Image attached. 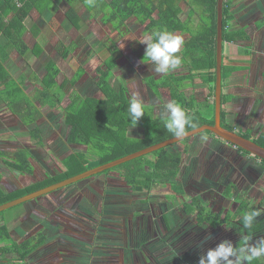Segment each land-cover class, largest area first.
<instances>
[{
	"label": "rangeland",
	"instance_id": "374dc122",
	"mask_svg": "<svg viewBox=\"0 0 264 264\" xmlns=\"http://www.w3.org/2000/svg\"><path fill=\"white\" fill-rule=\"evenodd\" d=\"M189 4L190 0L180 2L179 16L182 20L187 16ZM55 5L57 7L54 6L52 13H46L43 19L38 20L39 15L35 12L31 18L32 22L26 21L29 28L37 20L36 25L41 29L40 34L43 32L42 39L46 44L39 43L43 46L40 57L38 51L34 49L22 60L18 56L11 59V66L16 68L14 74L37 73L40 76L46 71L47 63L52 60L61 69L58 83L62 89L58 90V94L61 93L63 105L68 102L73 83L80 94L100 97L102 93L95 85L96 67L103 65L102 62L108 56V52L95 49L94 44L100 40L110 45L113 40L119 47L121 55L118 56V66L114 69L112 83H125L130 96L138 93L144 103L155 105V113L161 115L164 106L170 102V96L164 89L160 91L159 97L155 96L143 81V77L149 74L157 78L164 75L154 73L152 65L141 62V56L145 52V44L140 43L146 35L142 33L144 25L130 18L120 35L101 20V14L95 16L98 13L94 11L89 13L79 0H74L71 4L62 0ZM69 6L77 13L76 25L64 15ZM232 11L236 16L231 19L229 29L245 26L252 36L249 41L224 42L223 62L227 65L244 62L249 72L246 76L249 79L244 78V81L247 80L250 89L261 96L264 86L262 87L263 79L259 74L264 58V23L259 22L257 18L261 20L264 18V14L261 15L264 13V0H235ZM32 28L34 29L33 26ZM175 34L182 35L184 40L188 37L186 33ZM26 39L32 47L34 38L30 32L27 33ZM71 41L73 45L70 46V52L63 57V47L70 45ZM241 46L249 47L250 53L242 52ZM23 61H27L29 65L25 67ZM78 67L82 68V73L74 79L73 73ZM228 78L222 79L223 93L233 90L230 88L232 81L229 82ZM240 80L241 78H238L237 81ZM209 87V83L197 79L192 87L187 89L196 96L194 110L203 119L210 117L208 120L212 119L214 106V95L210 96V99L206 98V94L210 93ZM27 91L31 92L32 87ZM0 101L4 100L0 98ZM7 106L11 111V102ZM13 114L18 117L16 113ZM40 124L45 138L43 148L34 147L29 131L24 127L17 128L15 132L17 138L11 137V149L24 144L32 147L33 174H15L8 166L0 164V174H3L4 178L11 177V186L5 190L8 188L7 192L14 190L19 194L18 197L27 194H22L24 191L22 188L46 177L54 176L61 181L68 178L62 179L64 172L73 173L80 167L87 171L97 166L94 157L90 155L83 158L85 163L82 166L68 164L67 167L62 161L64 155L85 148L66 141L69 127L64 123L63 112L60 109H49ZM27 125L39 126L35 123ZM233 126L238 132H248L245 124L236 123ZM254 130L256 129L249 130L253 138L258 136ZM128 134L142 136L143 131L140 127H129ZM3 137L7 138L6 135ZM215 142L220 145L226 143L220 136L206 129L166 146L168 150H183L184 147H188L187 153L182 157V170L176 182L180 178L179 182L189 195L198 192L204 206L213 212L234 209L237 202L232 197L223 196L222 190L231 177L228 173L235 171L234 167L241 168L244 177H237L233 182H236L239 190L244 189L243 192H247L246 199L253 201L251 209L262 210V214L256 219L258 220L264 215L262 189L264 177L256 176L260 178L255 179L256 185L252 186L251 182L254 179L244 174V167L238 164L240 162L238 155L253 160L244 164L246 167L262 168L263 164L258 163L252 153L251 155L237 153L233 149L236 146L233 147L231 143H227L228 146L224 145L223 148L213 144ZM6 143H2L0 139V149H5ZM210 150L211 152H208ZM160 152L158 150L145 155L154 159ZM81 159L82 157L79 161ZM119 167L111 169L109 173L100 172L77 180L0 211V219L2 216L5 218L13 238L20 240L25 234L30 235L39 228L46 234L45 242L29 256L27 264H199L200 256L222 241L229 240L234 246L240 243L243 232L232 230L224 224L214 229L198 225L194 220L195 216L184 207V201L191 196L183 198L180 195H173L171 198L169 183L161 181L154 182L150 189L139 192L131 190L116 173L120 171ZM236 191L237 189L233 190V194ZM209 236L210 239H205ZM258 236L264 237V232ZM249 237L251 243L260 239L253 235Z\"/></svg>",
	"mask_w": 264,
	"mask_h": 264
},
{
	"label": "trees",
	"instance_id": "16d2710c",
	"mask_svg": "<svg viewBox=\"0 0 264 264\" xmlns=\"http://www.w3.org/2000/svg\"><path fill=\"white\" fill-rule=\"evenodd\" d=\"M62 0H0V32H2L3 43L0 44V56L4 52L10 53V50L16 49L19 55H25L29 52V46L23 39V33L26 30L24 20L32 12L43 13L45 10L53 11L56 2ZM71 4L74 0H63ZM89 13L94 11L101 14V20L110 25L111 29L122 35L126 21L134 18L139 24L144 25L142 33L149 34L153 31L167 30L179 34L186 33L187 38L181 47L179 56L181 65L167 75L159 78L152 74L143 77V81L155 94L160 96V91L164 89L170 96V102L175 101L182 106L186 113L191 117L195 127L214 121V107L212 119L200 116L195 108L196 96L191 91L194 82L199 79L210 84L209 96L214 95L216 78V33H217V0H190V8L185 19H181V0H79ZM235 0H224L223 3V21H222V39L224 42L248 41L250 35L245 26L229 29L231 21L235 18V12L232 11V5ZM19 3V4H18ZM264 13H261V15ZM65 17L74 25L77 24V13L72 6L64 12ZM235 15V16H234ZM195 16V17H194ZM8 17V18H7ZM232 19V20H231ZM264 23V18L257 19ZM70 45L63 47L62 56L66 57L71 49ZM95 49L104 50L108 56L102 64L96 67L95 85L102 93V96L82 95L75 88L70 90L69 101L66 106H61L62 89L58 83L60 68L56 62L50 60L47 63V69L44 75L38 79V87L31 96H27L21 83L16 82L10 77L2 63L3 57H0V98L8 105L11 102V112L16 113L20 121L25 125L34 123L42 117V108L60 109L63 111L64 123L69 127V133L66 141L69 144H78L85 149L76 150L68 153L62 159L64 164L83 165L84 157L90 155L94 157L97 165L112 161L126 154L147 147L166 138L174 136L167 130L164 123V117L155 113V105L144 103L145 115L141 117L136 127L142 128V136H132L128 134L130 121L128 117V103L130 95L125 83H112L114 78V69L118 66V56L121 55L119 47L115 41L108 45L103 41H96ZM146 49V45H145ZM245 53H250L247 49ZM97 53V52H96ZM145 52L142 54L143 59ZM185 70V71H181ZM247 70L243 64H224L222 58L221 74L222 79L232 76L234 73ZM82 73V68L78 67L73 74L77 79ZM23 80V78L21 79ZM213 93H212V92ZM16 96V98H15ZM232 96L228 93H221V124L227 129L234 130L225 121V111L223 105L230 100ZM24 114V115H23ZM166 117V114H165ZM194 127H186V131ZM42 130L38 126L29 129V135L33 144L37 147L43 146ZM237 133L250 138L260 145L264 146V131L253 138L251 132ZM234 147V146H233ZM187 148L183 150H168L166 147L159 149L160 154L154 159L148 155H141L117 166L120 171L116 172L123 182L134 191H143L150 189L156 181L168 182L173 195H180L187 198L185 187L176 179L181 173V162ZM237 153L251 155L250 152L240 148H234ZM158 151V150H156ZM155 152V151H154ZM32 153L27 147L11 150V159L7 162L9 167L20 174H33L34 166L30 161ZM82 157V161L80 159ZM254 157V156H253ZM260 164L264 166V159L255 156ZM102 172H111V169ZM80 167L73 173L64 172L63 178L69 177L75 173L84 171ZM60 179L54 176L46 177L43 180L32 183L22 188V194L37 190L46 185L52 184ZM200 190V189H199ZM236 185L231 181L223 190L226 197H233L237 202L234 209H220L213 212L204 206L199 199L198 192L189 195L190 199L184 201V207L187 212L195 216L194 220L198 225L209 228H216L224 224L243 232V236L253 235L264 232V215L256 220L249 229L242 226V216L251 209L253 201L247 200L241 192L233 194ZM14 191V190H11ZM5 192L0 187V204L19 196L17 192ZM189 200V201H188ZM46 234L42 228L34 233L21 237L17 240L10 235L8 226L0 224V264H27L29 256L34 253L45 242ZM241 239V238H240ZM240 241V240H239ZM252 264H264L261 260L253 261Z\"/></svg>",
	"mask_w": 264,
	"mask_h": 264
},
{
	"label": "crops",
	"instance_id": "0c3cea01",
	"mask_svg": "<svg viewBox=\"0 0 264 264\" xmlns=\"http://www.w3.org/2000/svg\"><path fill=\"white\" fill-rule=\"evenodd\" d=\"M56 7H57V5H56ZM35 12L36 11H32L26 17V19L24 20V24L25 25H26V21H28V20L29 21L31 20V22H32L33 19H31V18L34 15ZM48 12H49L48 10H45L42 14L36 12L39 15L37 19L38 20L43 19L44 18V15H46V13H48ZM36 21L37 20H35L29 28L26 25V30L24 31L22 37H23L24 41L29 46V50H30L29 52H33L34 49H36L38 51V54H39V57H40L41 54L43 53V46H41L39 43L40 42L43 43L44 42V39H42V37H43L42 33L43 32L40 34L41 29L39 27H37ZM46 22H47V20H46ZM32 26L34 27V29L32 28ZM28 32H30L32 34L33 38H34V40H33L34 45L32 47L30 46L29 42L26 39V35H27ZM2 35H3L2 32H0V44L3 43V37H2ZM249 35L252 36L251 34H249ZM36 42L38 43V47H36ZM228 43H235V42H228ZM44 44H46V42L43 43L42 45H44ZM241 48H242L241 49L242 52H244L245 49H247L248 51H250L249 50V47L241 46ZM7 54H8L7 52H5V53L3 52L0 57H3L5 55H7ZM245 54H249V53H245ZM15 56L20 57L21 60H22L23 57L28 56V52L25 55H19V53L17 52L16 49H12V50H10V53L8 54V56H5L2 59V63H3L4 68H5V70H7V72H8V74H9L10 77L14 78V80L16 82H19V83H21L23 81L22 88H23L25 94L27 96H31L34 93L36 87H38V85H39L38 79H40L44 74H42L40 76L37 73H19V74L15 75L14 73L16 71V68L11 66V59H15ZM23 63L25 65V67H27L29 65L27 63V61H23ZM237 64H239V63H237ZM242 64L245 65L244 62ZM60 71H61V69H60ZM248 73L249 72H247V70H241V71H238V72L234 73L232 76H230V78H228V81L229 82L232 81V83L230 85V88L233 89V90L228 91L227 93L230 94L232 97L222 107H223V109L225 111V121L228 124H230L232 126L234 124H236V123L237 124H245L246 125V127H245L246 130H250L251 128L252 129H256V130H254L255 131V134L256 135L257 134L259 135L261 131H264V90H263V93L262 94L260 93L261 96H262L261 97L259 95H256L255 92H253V90L250 89V87L248 85V81L246 80L247 78L249 79V77L246 78V76H247ZM259 75H261V77L263 79V85H262V87H263L264 86V58H263L262 70H261V72H260ZM237 76H240V77H237ZM22 78H23V80H21ZM238 78H241V80L240 81H237ZM244 78H246L245 79L246 81H244ZM226 83H228V82L226 81ZM31 87H32V91L31 92H28L27 89H29ZM2 88L3 87L1 86L0 87V90ZM222 91H223V85H222ZM224 93H226V92H224ZM206 96H207L206 97L207 99H210L211 98L209 96V94H206ZM68 101H69V98H68ZM67 103L68 102H66V104L63 105L62 104V101H61V106L64 107V106L67 105ZM46 109L47 108H42L41 109V111H42V117L39 118L38 120H36L34 122L35 124H38L39 125L38 127H41V124L40 123L44 121L45 116H46V113L49 111V108H48L47 111H46ZM55 110H57V109H55ZM60 111H62V110H60ZM63 115H64V113H63ZM49 122H50V120H49ZM260 125H262V127ZM253 126H255V128H253ZM18 127H22V128L24 127V129H26L27 131H29V129H31L34 126L33 125H24L19 120V118L17 116H15L10 111L9 107L3 101H0V139L2 140V143H6V141L9 142V143H6L5 144L6 145V147H4L5 149H0V164L3 165V166H5V167L8 166L9 169H11V168L9 167V165L7 164V162L10 161V159H11V150L12 149L27 147V148L30 149V152L32 153V157L30 158L31 163H32V159L34 158V153L31 150L32 147L29 146V145H26V144L19 145V146L15 147V148H12L11 149V137H13V138L16 137L15 136V132L17 131V128ZM41 130H42V127H41ZM28 134H29V132H28ZM3 135H6L7 138L3 137ZM42 136H43V143H44V145L43 146H39V147L36 146L37 148H43V147H45V138H44V135H43V130H42ZM207 139H210V137H207ZM17 140L20 141V139H17ZM213 144H215L217 146H222L223 148H224V145H226V143H223L222 145H220V144H218L216 142L213 143ZM34 147H35V145H34ZM7 148H9V149H7ZM238 156H240L239 157L240 158V162H238V163L241 166L244 165V164H248L249 162H253V160L251 158L249 159L248 157H242L241 155H238ZM243 169H244L243 171H247V173L248 172L258 171L259 173L262 172L263 175H264V166H262V168L261 167H257V166L256 167H246L245 166ZM240 170H242V169L235 167V171H240ZM4 171H6V170H4ZM14 173L15 174H19L16 171H14ZM247 173H246V175H247ZM9 176H11V173H10ZM4 181H5V183H3ZM251 183H253V182H251ZM10 186H11V177L9 179L8 178H4L3 174H0V187L5 192H7L9 188L7 190H5L6 187H10ZM8 212H10V211H8ZM2 223H4L5 225L9 226L5 222V218L3 216L0 219V224H2ZM8 230H9V233L11 235V228H10V226L8 227Z\"/></svg>",
	"mask_w": 264,
	"mask_h": 264
},
{
	"label": "clouds",
	"instance_id": "9594fccd",
	"mask_svg": "<svg viewBox=\"0 0 264 264\" xmlns=\"http://www.w3.org/2000/svg\"><path fill=\"white\" fill-rule=\"evenodd\" d=\"M140 43L146 45L145 55L141 62L152 65L154 73L167 75L181 65V57L177 54L184 44L182 35L167 30L153 31L146 34ZM127 111L130 128H134L145 115L144 101L138 93L130 97ZM161 115L164 117L167 130L177 138L186 134V127H195L191 117L175 101L167 103ZM261 214L262 210L256 208L245 212L242 216L243 228H251ZM210 238L209 236L205 239ZM250 241L251 238L247 235L241 237L240 243L236 246L231 241L224 240L215 248L202 254L199 264H252L256 260L264 262V237L255 243Z\"/></svg>",
	"mask_w": 264,
	"mask_h": 264
},
{
	"label": "water",
	"instance_id": "95a60500",
	"mask_svg": "<svg viewBox=\"0 0 264 264\" xmlns=\"http://www.w3.org/2000/svg\"><path fill=\"white\" fill-rule=\"evenodd\" d=\"M223 3H224V0H217V3H216V9H217L216 69H215L216 78H215V88H214V103H215L214 122L212 124H208V123L201 124L198 127L187 130L186 134L183 137L177 138L175 136H172L170 138L159 141L147 147L141 148L139 150L126 154L122 157L114 159L112 161L106 162L101 165H97L96 167H93L90 170L81 172L79 174L73 175L61 181H58L53 184L47 185L45 187L39 188L25 195H22L18 198L6 201L0 204V211L10 208L12 206H15L17 204H20L22 202H25L27 200L36 198L37 196L48 193L52 190H55L57 188L70 184L77 180H81L83 178H87L94 174L100 173L106 169L114 167L118 164L131 160L133 158L139 157L141 155H145L147 153L154 152L156 150L164 148L172 143L185 139L188 136L194 135L206 129L220 136L222 139H224L228 143H231L236 147H240L252 153L253 155L257 157L264 159V146L260 145L259 143L255 142L254 140L250 138H246L245 136L233 130L227 129L221 125V93H222L221 67H222V45H223V39H222Z\"/></svg>",
	"mask_w": 264,
	"mask_h": 264
},
{
	"label": "flooded vegetation",
	"instance_id": "af4514ba",
	"mask_svg": "<svg viewBox=\"0 0 264 264\" xmlns=\"http://www.w3.org/2000/svg\"><path fill=\"white\" fill-rule=\"evenodd\" d=\"M214 122V121H213ZM222 125V124H221ZM230 125V124H229ZM230 126H232V125H230ZM224 127V126H223ZM232 127H234V126H232ZM234 129H235V132H237L236 131V128L234 127ZM234 131V130H233ZM226 142V145L228 146V142L227 141H225ZM235 147V146H234ZM208 152H211V150L210 151H208ZM257 160V159H256ZM258 162H259V160H258ZM239 164V163H238ZM242 167H245L244 165H242ZM234 170H235V167H234ZM244 172V174L246 175V173H247V171H243ZM237 173V176H235V174ZM228 174H230L231 175V177L228 179V182H227V184L229 183V182H233L234 181V179H236L237 177H239V178H242V177H244V175H242V173H241V171H232V172H230V173H228ZM248 178L249 177H252V179H254V181H253V183H252V186H254V185H256V181H255V179H259L261 176H263L264 177V175H263V173L262 174H260L259 172H248L247 173V175H246ZM256 176H260V177H256ZM235 185H236V182H233ZM226 184V185H227ZM225 189V187L223 188V190ZM236 189H237V191H236V193L237 192H241L242 194H244V196H245V198H246V193L247 192H243V190H239V188H238V186H236ZM247 189V188H246ZM262 189L264 190V186L262 187ZM223 190H222V192H223ZM223 196H225L224 194H223ZM226 197V196H225ZM232 199H233V197H232ZM248 200V199H247ZM250 200V199H249ZM236 202V201H235Z\"/></svg>",
	"mask_w": 264,
	"mask_h": 264
},
{
	"label": "built area",
	"instance_id": "2783aa9c",
	"mask_svg": "<svg viewBox=\"0 0 264 264\" xmlns=\"http://www.w3.org/2000/svg\"><path fill=\"white\" fill-rule=\"evenodd\" d=\"M19 4V3H18Z\"/></svg>",
	"mask_w": 264,
	"mask_h": 264
}]
</instances>
